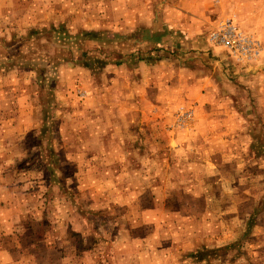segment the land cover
I'll list each match as a JSON object with an SVG mask.
<instances>
[{"label": "rangeland", "instance_id": "1", "mask_svg": "<svg viewBox=\"0 0 264 264\" xmlns=\"http://www.w3.org/2000/svg\"><path fill=\"white\" fill-rule=\"evenodd\" d=\"M8 1L4 9L0 0V46L11 50L10 55L0 56V62L10 64L15 71L8 80L31 78L41 83L45 105L37 133L26 138L29 164L25 178L17 177L19 181L12 186L24 198L22 208L29 210L27 217H21L27 229L17 233L22 235V243H34L45 236L52 242L61 236L69 242L62 251L71 259L66 264H112L104 245L98 248L101 240L111 244L110 236L107 240L95 237L94 246L84 248L83 230H99V234L101 227L98 221L102 214L90 209H97L101 202L107 205L109 199L120 203L121 197H110L109 188L133 193L140 187L133 194L145 192V199H150L154 192L157 199L174 198L164 201L167 211L176 214L167 217V241L181 240L185 228L197 227L198 214L204 212V222L233 226L236 235L245 228L246 238L237 239L240 243L235 250L236 259L243 258L242 242L252 240L250 232L257 223L264 224V0H221L218 4L202 0L207 11L201 32L188 37L189 43L180 33H168L157 44L146 41L147 34L141 31L144 40L135 38L137 32L115 31L113 27L91 31L89 28L106 18L107 11L100 4L85 9V0H41L47 16L45 21H37L36 0ZM61 2L67 3L66 9L52 26L47 21L54 12L52 5ZM69 4L74 8H68ZM226 18L260 43L256 62H241L210 41ZM166 44L174 46L170 49ZM191 53L206 54L207 58L194 62L191 57L183 62L188 63L187 80L191 83L194 75L197 81L196 75L205 73L203 80L209 85L189 89L181 102L169 101L163 88L167 85V63ZM123 63L127 67H121ZM139 63L147 69L137 70ZM143 80L150 85H142ZM127 82H135L146 97L167 102L168 113L158 120H137L136 108L129 105L133 110H127L118 100L122 93L124 99L129 97L132 89L127 88ZM52 92L58 105L51 102ZM90 115L102 121H93ZM98 128L112 132L99 136ZM90 129L105 149L93 158L95 168L78 173L75 162L83 158H78L75 150L98 142L88 136ZM196 194L203 199H197ZM151 203L144 201L145 205ZM58 210L64 211L65 218H60ZM66 210L72 216L67 217ZM261 215L263 221L259 222ZM127 220L121 217L118 221ZM87 241L91 243V239ZM148 247L133 260L147 264V253L152 255ZM114 250L118 261L114 264L131 263L125 249ZM183 250L168 248L167 256L185 255ZM219 256L226 258L227 250L221 248Z\"/></svg>", "mask_w": 264, "mask_h": 264}, {"label": "crops", "instance_id": "2", "mask_svg": "<svg viewBox=\"0 0 264 264\" xmlns=\"http://www.w3.org/2000/svg\"><path fill=\"white\" fill-rule=\"evenodd\" d=\"M36 1L37 5L35 4V6L37 7V13L35 20L39 21L38 19H41V21H45L43 17L45 15L47 16V13L44 12L46 8L42 5L41 0ZM95 1L97 3L91 5L92 3L90 2H92V0H85V4L82 7L85 9H93L94 6L96 7L97 4H100V8L104 6L107 15L105 20L100 21L93 28H89L90 30L93 29L97 31L107 28L111 29L112 27L115 31L129 30L131 32H137L138 35H136L135 38H139V40L143 39L140 36L141 31V33L144 32L145 35L147 34L146 41L150 42L151 40V42L154 41L156 44L159 43L161 39L165 40L168 33H180L184 37L183 40L189 43V41H187L188 37L201 32L202 25L205 24L206 19V3L202 2V0ZM2 2L4 9H7L9 1L2 0ZM69 2L70 1H67V3ZM67 3L61 2L57 5H52L54 12L49 14L47 19V21H51L52 26L61 20L62 12L65 11ZM68 8L74 7L72 4H69ZM111 20H113L112 23L109 22ZM94 24L95 23L90 26ZM109 24L111 26H108ZM12 37H14V35H12ZM163 44L165 45V43ZM180 44L182 45V41ZM193 44L195 46L199 45L196 43ZM173 46L174 44H170L167 47L172 49ZM10 50L11 49L0 46V56L10 55ZM191 57L195 58V60H193L194 62H198L201 57L207 58V55H198L197 53L181 54L178 58L174 59L171 64L167 63V85L163 88L167 89V99L169 101L172 98L176 101L179 99L181 102L184 100L182 96L186 99L189 89L194 91L198 88L202 89L204 85H209L203 80L205 73L202 69L201 71H203L202 73H204V75H196L198 78L197 81H194V75H192L193 80L191 83L187 80L189 75V70L187 69L188 63L186 65L183 62ZM2 63L3 61L1 60L0 77L2 76L4 80H0V264H66V262L69 263L71 259L65 258L66 252L64 254L62 253V251L68 248L66 244L69 242L67 243L64 241L65 238L60 236L51 242L48 240L51 237L47 238L45 236L44 238L41 237L38 239L37 242L23 244L22 235L19 236L17 234L22 229H27L23 227L21 217H27L29 210L22 208L25 202L21 200V198H23L22 194L14 192L12 186H15V183L19 181L17 177L20 179L24 177V171L28 168L29 161L26 158L29 148H27L26 138L29 137V135L36 134L38 131V122H42L41 109L43 106L45 107L42 98L44 88L41 83L39 85V82H35L36 80L33 81L31 78L8 80L15 71H13L10 64ZM156 66V69H160L159 65ZM121 67L127 66L123 63ZM135 67L140 72L147 69L142 63L135 65ZM27 69L31 71V69ZM147 81L148 80L141 81L142 85L145 84L149 86L150 83ZM198 81H200L199 85ZM127 85V88L132 89L131 93H129V97L124 99V94L122 93L118 100L122 101L121 104L126 106L127 110H133V108H128L129 105L136 108L133 111L135 112L134 115L137 120L146 122L158 120L164 117L162 115L168 113H166L167 102L163 100H158L157 102L156 98L146 97L144 94H141L135 82L131 84L127 82ZM189 85L191 87H189ZM51 89L52 91L55 90L54 86ZM124 93L128 94L127 92ZM51 97V102L58 105L55 101L53 92ZM91 120L102 121L94 119L93 116H91ZM167 120H169V118H167ZM98 129L99 136H103L104 132H109L108 135L110 136L112 132L101 128ZM87 133L91 139L98 142L91 141L89 144H85L84 150H75V152L79 153L78 158H83V161L77 159L75 162V168L78 170V173L81 169L88 170L92 167L95 168L93 158H96V153H103L105 149V146L99 143L101 140L95 138L94 132H92L91 129L87 131ZM4 137L6 139H4ZM126 179L127 178H124V181H126L125 183L130 184V181ZM139 189L140 187H137L135 192H138ZM108 191L111 194L110 197L114 200L121 197L120 203L113 200L110 202L109 199L107 205L101 202L102 204L96 205L97 209L91 208L90 210L92 212L97 211L102 214L101 219L98 221V224L101 226L99 228L100 235L98 234L99 230L89 231L85 229L82 232L83 236H81V239L84 243V248L90 250L94 246L93 240L95 237H99V239L104 238L106 240L111 237L112 245L105 240H101L98 243V245L100 244L98 248L102 247L101 244L104 245L109 253L108 258L114 260L112 264L118 262L116 260L117 254L115 253L114 247L119 250H126L127 258H131L130 264H140V260H133V258L136 257L141 249L148 246L150 251L152 250V255L149 256L147 253V264H264V238L261 239L264 237L263 223H257L253 231L250 232L251 237L253 236L254 239H244L242 247L246 254H244L243 258L237 260L235 250L237 243H240L237 242V239L242 237L246 238L245 228L239 231V235H236V230L233 226L230 227L228 225L224 228L223 225L220 226L204 222L206 221L204 220L205 214L201 212L200 215L198 214L199 220L197 221V227L193 225L187 226L184 230L185 233L181 236L182 239L178 242L167 241V217H169V215L176 216V214L167 211V204L164 201L165 199H174L172 196H160V198L157 199L156 193L152 192L149 196L150 199H145V192L133 194L135 192L131 193L129 189L117 190L116 187L112 189L109 188ZM112 191H114L113 194ZM103 196L104 194H102L101 197L103 198ZM179 197L185 198L182 195H179ZM195 197L197 199L199 198V200L203 199V195L200 194H196ZM144 201H151L152 203L145 205ZM69 210H66L67 217L72 216V214H69L71 213ZM63 212L64 211L58 210L61 216L60 218L64 217ZM30 213L34 216L33 212L30 211ZM121 217L124 220L129 219V221H125L126 224L125 222H119L118 220ZM257 221H263L262 215ZM124 227L128 229L124 230ZM87 239H91V243H89ZM168 248L184 249L182 252L185 253V255H179V257L177 256L176 258L171 254L167 256ZM221 248L227 250L226 258L219 256V250ZM29 249L35 251H29ZM38 250L40 252H38Z\"/></svg>", "mask_w": 264, "mask_h": 264}, {"label": "built area", "instance_id": "3", "mask_svg": "<svg viewBox=\"0 0 264 264\" xmlns=\"http://www.w3.org/2000/svg\"><path fill=\"white\" fill-rule=\"evenodd\" d=\"M220 1L212 0L215 4ZM210 41L220 44L232 57L241 62L254 63L261 54L260 43L240 30L231 18H226L220 22L219 26L211 34Z\"/></svg>", "mask_w": 264, "mask_h": 264}]
</instances>
